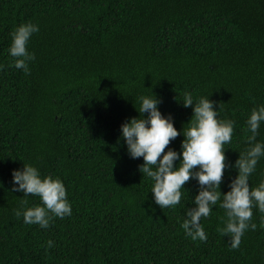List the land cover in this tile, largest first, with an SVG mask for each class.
Masks as SVG:
<instances>
[{
    "label": "trees",
    "instance_id": "1",
    "mask_svg": "<svg viewBox=\"0 0 264 264\" xmlns=\"http://www.w3.org/2000/svg\"><path fill=\"white\" fill-rule=\"evenodd\" d=\"M29 22L39 31L25 74L9 48L13 30ZM189 93L194 104L214 101L218 120L234 121L224 145L234 166L250 147L247 120L264 106V0H0V264H264L258 208L257 228L238 248L218 232L226 220L219 203L201 219L207 241H193L181 225L198 181L162 209L154 181L139 171L143 157L128 153L121 126L141 117L140 97L156 96L181 133L169 148L182 159L194 114L182 104ZM256 142L264 144V122ZM24 164L63 182L70 216L48 228L16 216L42 206L12 191L13 171ZM237 175L226 168L223 194ZM261 182L264 156L249 177L252 188Z\"/></svg>",
    "mask_w": 264,
    "mask_h": 264
},
{
    "label": "clouds",
    "instance_id": "2",
    "mask_svg": "<svg viewBox=\"0 0 264 264\" xmlns=\"http://www.w3.org/2000/svg\"><path fill=\"white\" fill-rule=\"evenodd\" d=\"M38 31L39 27L29 22L19 25L11 33L9 53L13 58L12 66L22 69L25 74H30L29 62L35 59V54L28 50V43ZM140 100L142 104L138 111L141 117L122 124V138L133 159L143 157L144 163L139 171L154 181L151 193L154 194L155 203L162 209L174 208L181 202L184 185L196 179L200 191L194 198L195 207L187 211L188 218L181 225L185 234L193 241L206 242L207 235L201 219L209 217L212 207L219 203V207L225 210L226 220L225 226L218 228V232L230 238L232 248H238L245 231L249 227L252 230L257 228L255 223H251L253 208L264 213V182L255 188L249 183L258 160L264 156V144L256 142L258 129L264 122V106L253 108L247 120V130L251 133L247 137L250 147L246 153L239 155L232 166L227 161L224 145L232 141L234 121L218 120L214 101L200 98L194 104L190 93L184 96L183 106L188 108L194 105V114L189 126L183 129L185 139L181 145V159V153L169 148L181 134L174 126L171 115H162L158 109L161 101L156 96L140 97ZM145 113H148L147 118H144ZM177 160H180L178 167L174 164ZM229 167H235L238 175L232 180L230 191L223 194L220 188L225 170ZM13 183L12 191L22 192L23 197L37 196L42 202V206L16 211L18 218L23 215L26 224L48 228L54 217L63 219L71 215L67 190L59 178H42L36 167L24 164L22 170L13 171ZM22 203L27 204V200H22ZM261 227H264V220ZM47 245L51 248L54 242L49 240Z\"/></svg>",
    "mask_w": 264,
    "mask_h": 264
}]
</instances>
